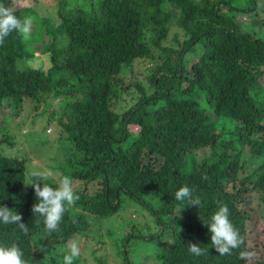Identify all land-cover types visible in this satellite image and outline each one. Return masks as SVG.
I'll list each match as a JSON object with an SVG mask.
<instances>
[{"label":"trees","instance_id":"obj_1","mask_svg":"<svg viewBox=\"0 0 264 264\" xmlns=\"http://www.w3.org/2000/svg\"><path fill=\"white\" fill-rule=\"evenodd\" d=\"M0 4L11 8L10 0ZM57 7L56 20L30 8L13 9L18 18L35 20L29 41L13 32L0 46V109L14 112L26 97H60L68 145H63L68 154L62 171L85 184L75 191L79 200L66 211L59 231L48 235L42 223H34L31 208L37 200L27 185L24 159L0 154V206L20 214L29 229L24 234L16 225L0 224V244H18L28 264H62L56 246L81 231L85 214H114L124 193L156 215L154 232L132 238L156 243L149 255L157 264H264V255L253 261L239 258L249 249V193L258 195L264 216V35L241 31L235 18L253 8L231 0H89L86 7L60 0ZM249 18L256 20L255 14ZM172 25L183 37L175 33L169 44ZM43 36L48 67L19 71L18 59L32 56L31 43ZM139 58L151 63L148 86L135 82L132 102L121 110L118 98L129 87L120 72ZM8 114H0V123ZM223 132L227 138L221 139ZM3 141L10 142L0 129ZM245 147L259 164L240 175L248 162ZM205 149L185 169L192 153ZM144 155H155L160 163H144ZM37 182L43 186V180ZM45 183L57 186L52 180ZM185 185L201 199L200 207L174 199ZM148 193L158 199V208L145 202ZM218 201L227 205L231 223L245 238L230 256H220L211 246L204 225ZM166 233L170 239L160 246L156 239ZM130 238L125 236V245ZM189 242L206 254L191 255Z\"/></svg>","mask_w":264,"mask_h":264},{"label":"rangeland","instance_id":"obj_2","mask_svg":"<svg viewBox=\"0 0 264 264\" xmlns=\"http://www.w3.org/2000/svg\"><path fill=\"white\" fill-rule=\"evenodd\" d=\"M59 1L10 0V6L12 9L30 8L40 17L48 16L56 20V9ZM66 1L68 6L85 3L86 7V3H89V0ZM231 1L237 5L247 6L249 4L250 8H253L248 13L235 15V18L243 27H247V23H249L248 29L239 27L240 30L260 32L261 35H264L262 33L264 31V0H254V6L253 2L248 0ZM231 13L234 12L232 11ZM254 14L256 16L255 21L249 18ZM175 33L178 34L180 39L183 37V31L178 26L172 25L169 29L166 43L174 44L172 37ZM46 41L47 36H43L38 43H31L34 50L33 55L18 59V61L33 59L36 62L35 67L46 69L49 65L48 56L41 50L42 44ZM197 49L200 50L201 48L197 47ZM192 60H194V57H192ZM150 66L151 63L148 60L139 58L132 65L121 70L120 75L124 79V87H129L128 91L122 92L120 94L121 97L118 98V107L121 110V106H127L132 102L130 96L136 93V88L133 85L135 82H139L145 87L148 86L147 77L150 74L148 67ZM260 82L264 85V73L260 78ZM61 109L62 102L60 97H49L47 95H43L39 100L35 101L28 97L24 98L21 105L14 112L11 107L8 110L0 109V114L9 111L8 118L4 123H0V126H2L0 129L9 136L10 140V142L3 141L0 143V154L24 159L27 180H29V173L44 170H50L53 173V178L49 180L55 182L61 177L68 176L62 171L67 168L66 155L68 154L63 149V145L67 148L68 145L65 141L66 133L61 126V122L65 120L61 115ZM208 113L213 119L215 118L211 110ZM226 125L230 127L232 123L227 121ZM130 129L133 131L137 130L134 125L130 126ZM225 137L227 138V133H221V139ZM207 151L208 149H205L198 153H192V158L186 161L185 169L189 168L190 161L194 157L200 158ZM244 153L248 162L240 175H247L259 164L258 160L250 155L247 147L244 148ZM155 158V155H144L142 156V161L148 163L150 159L157 166L160 161L155 160ZM71 180L74 191L84 188L85 183L82 180L73 178ZM248 195L249 197L246 200L248 215H246L245 225L247 246L249 247L247 251L254 253V256L249 258L248 261H253L256 257L264 255V216L261 213V201L258 195L255 193H249ZM143 199L145 202H150L151 207L158 208L159 201L152 194H144ZM160 216L164 218V215ZM155 217L156 215L152 214L141 201L122 193L119 207L114 214L103 218L85 214V224L81 231L76 232L72 239L63 244L61 243L62 246L57 245L54 254L57 255V252L63 253L66 243L74 240L80 246V255L75 258L77 264H127L126 262L130 264H157L156 259L149 255L150 251L155 250L156 243L151 245L138 238H132V236L137 237L144 235V233L154 232V229H156ZM128 234L131 238L125 245L124 239ZM168 234H163L156 239L160 246H166V242L170 239ZM41 243L42 238H40ZM121 249L126 251L127 256L125 253H121Z\"/></svg>","mask_w":264,"mask_h":264},{"label":"clouds","instance_id":"obj_3","mask_svg":"<svg viewBox=\"0 0 264 264\" xmlns=\"http://www.w3.org/2000/svg\"><path fill=\"white\" fill-rule=\"evenodd\" d=\"M34 17L18 18L12 8L0 4V46L5 43V39L13 32L22 37L23 42L31 39L32 25ZM35 60L25 59L17 62V69L25 71L35 67ZM29 184L35 192L37 202L32 205L31 212L36 218V226L43 224L44 233L51 235L59 231V226L68 209L75 205L79 200V195L74 191L72 180L68 176L56 180V187H52L45 181L53 178L50 170L29 173ZM35 178V179H34ZM43 180V186L38 180ZM174 199L179 202L187 201V205L200 207L202 201L199 197L193 196V189L187 185L180 187L174 193ZM218 209L211 215L210 219L204 225L211 233V246L220 256H230L234 249L240 248L245 243V238L238 229L231 223L230 212L226 204L218 201ZM182 210V209H181ZM20 214L9 209L7 206H0V224L16 225L24 234H28V227L21 222ZM43 248H41V251ZM188 252L196 257L206 254V249L200 245L189 242ZM80 255V246L76 241H69L64 246L62 264H74L75 258ZM24 252L18 244L11 245L0 244V264H28L23 258ZM253 252L241 251L239 258L248 260L253 257Z\"/></svg>","mask_w":264,"mask_h":264}]
</instances>
